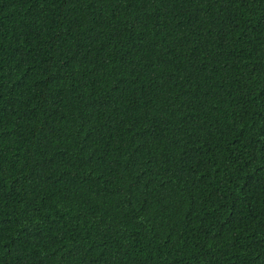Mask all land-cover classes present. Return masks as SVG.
Wrapping results in <instances>:
<instances>
[{
	"label": "trees",
	"instance_id": "obj_1",
	"mask_svg": "<svg viewBox=\"0 0 264 264\" xmlns=\"http://www.w3.org/2000/svg\"><path fill=\"white\" fill-rule=\"evenodd\" d=\"M0 264H264V0H0Z\"/></svg>",
	"mask_w": 264,
	"mask_h": 264
}]
</instances>
